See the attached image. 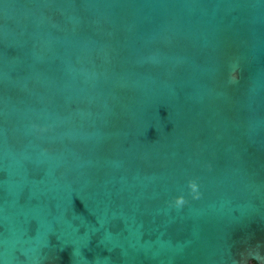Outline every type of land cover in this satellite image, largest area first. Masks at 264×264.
<instances>
[{
    "label": "water",
    "instance_id": "obj_1",
    "mask_svg": "<svg viewBox=\"0 0 264 264\" xmlns=\"http://www.w3.org/2000/svg\"><path fill=\"white\" fill-rule=\"evenodd\" d=\"M264 264V0H0V264Z\"/></svg>",
    "mask_w": 264,
    "mask_h": 264
},
{
    "label": "flooded vegetation",
    "instance_id": "obj_2",
    "mask_svg": "<svg viewBox=\"0 0 264 264\" xmlns=\"http://www.w3.org/2000/svg\"><path fill=\"white\" fill-rule=\"evenodd\" d=\"M253 264H255V263H253Z\"/></svg>",
    "mask_w": 264,
    "mask_h": 264
}]
</instances>
